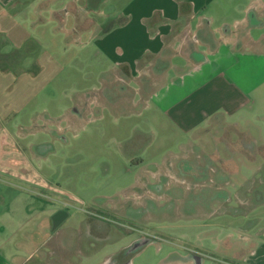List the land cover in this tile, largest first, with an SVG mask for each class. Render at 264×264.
<instances>
[{
  "label": "crops",
  "instance_id": "0c3cea01",
  "mask_svg": "<svg viewBox=\"0 0 264 264\" xmlns=\"http://www.w3.org/2000/svg\"><path fill=\"white\" fill-rule=\"evenodd\" d=\"M263 20L264 0H0V264H83L76 214L60 192L51 196L36 166L47 160L35 141L53 136L48 120L65 108L67 91L83 92L84 77L101 76L138 94L137 116L148 118L133 147L150 148L155 178L176 165L158 159L163 149L188 173L196 141L211 130L242 124L239 137L250 134L264 98V33L251 29ZM133 104L119 100L114 109ZM249 149L242 142L232 151ZM257 171L264 187V163ZM240 233L239 247L168 261L264 264V227ZM112 256L99 264H131Z\"/></svg>",
  "mask_w": 264,
  "mask_h": 264
},
{
  "label": "rangeland",
  "instance_id": "374dc122",
  "mask_svg": "<svg viewBox=\"0 0 264 264\" xmlns=\"http://www.w3.org/2000/svg\"><path fill=\"white\" fill-rule=\"evenodd\" d=\"M251 32L264 33V26ZM84 79L80 88L87 89L67 91L65 108L48 120L53 136L35 141L42 144L36 150L44 149L47 162L36 166L51 196L66 197L68 212L79 221L83 264H99L114 254L131 257V264H172L171 254L239 247L240 232L248 238L251 229L264 227L263 177L257 171L264 163V98L254 108L250 134L239 137L237 131L247 128L242 124L238 130H211L196 141L200 153L188 173L178 166L179 156L163 149L158 159L176 165L155 178L159 170L148 163L150 148L133 147L148 118L144 112L137 116L138 94L116 91L107 77ZM125 99L135 107L117 112L115 103ZM242 142L253 154L232 151Z\"/></svg>",
  "mask_w": 264,
  "mask_h": 264
}]
</instances>
